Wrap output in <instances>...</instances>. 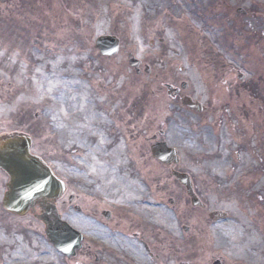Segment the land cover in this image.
<instances>
[{
	"label": "rangeland",
	"instance_id": "374dc122",
	"mask_svg": "<svg viewBox=\"0 0 264 264\" xmlns=\"http://www.w3.org/2000/svg\"><path fill=\"white\" fill-rule=\"evenodd\" d=\"M30 4H36L38 17L30 16ZM45 7L50 10L48 18L38 13ZM239 7L247 13L239 12ZM103 33L120 37V54L108 58L98 53L95 39ZM129 52L152 67L151 75L136 74L128 63ZM7 57L16 78L7 74L10 69L1 61ZM0 61V128L31 135L33 152L66 184L59 198L50 199L61 219L67 220L64 207L78 212L103 235L144 251L150 264H197L192 251L200 236L206 243L230 249L232 256H244L243 262L212 257L205 264H264V143L256 141L257 130H264V0H0ZM80 64L83 69L76 67ZM38 67L79 86L52 108L54 96L63 89L55 84L46 102L37 105L34 74ZM239 72L245 74L244 81L238 79ZM182 82L188 83L182 95L200 101L206 110H191L180 97L167 93L165 83L180 86ZM154 94L167 104L159 122L149 111ZM83 97L90 110L79 107ZM47 109L66 118L64 132L44 114ZM80 128L104 141L100 154L94 147L97 139L88 138L87 151L93 158L103 157L121 178L140 184L129 209L126 204L121 209L115 205L126 182L117 185L109 178L100 179L97 189L91 185L96 176L87 167L94 171L95 165L85 162V168L74 161L79 156L72 149L79 145L72 144L68 133ZM140 130L159 139H163L160 131H165L179 161L160 162L151 149L144 161L139 159L138 148L127 134ZM123 138L127 142L116 150ZM149 163L166 174L155 185ZM77 168L80 178L70 175ZM173 171L190 176L204 207L192 205ZM6 183L0 171V234L6 236L0 244V264H8L13 252L21 250L33 260L45 249L53 252L55 264H139L127 250L87 234L82 235L76 255L66 256L50 242L40 219L41 206L24 216L3 207ZM145 204L166 210L167 219L150 216ZM78 206L89 213L82 214ZM214 211L228 215L211 219ZM218 221H224V228L233 227V234H226Z\"/></svg>",
	"mask_w": 264,
	"mask_h": 264
},
{
	"label": "bare ground",
	"instance_id": "6f19581e",
	"mask_svg": "<svg viewBox=\"0 0 264 264\" xmlns=\"http://www.w3.org/2000/svg\"><path fill=\"white\" fill-rule=\"evenodd\" d=\"M31 1V0H30ZM36 4H30V10L32 11V17H38L36 13H34V7ZM40 73V78L38 80L39 83V94L37 95V102L39 104H42L46 101V98L48 94L52 91V88L55 84H61L62 86H65L66 89L64 91H61L59 95L54 96V102L51 103L52 108L56 106L57 104L65 102L66 97V90H73L74 86L71 82H66L65 84L61 83V79L59 76H50V73L47 70H38ZM154 99L149 100V111L154 114V117L158 119V122L161 121L165 117V107L166 104L164 103L162 97L160 95L154 94ZM75 105H77L75 103ZM79 107L86 111L89 108L88 104L80 101ZM156 113V116H155ZM44 114L46 116H49L52 118L53 124L56 126V129L60 132H64L66 130V126L68 123L62 119V116L59 115V113L53 112L52 109H47L44 111ZM64 117H69L67 114L64 115ZM87 134L85 137H83V134ZM93 132H89V129L84 130L82 128L80 129H71L68 133V138L71 140L72 144H78L79 147L77 149H72L73 155H78V159H74L75 162L79 164H85V162H92L95 165V170L93 171L89 166H87L90 169V174L95 175L96 177L94 179L97 180V182H94V184H97L99 186L102 185V182L100 179H103L105 182V179L109 178L113 184L120 185L122 183V180L127 183L126 189L123 190V194L120 198L117 199L115 205L118 209L123 208V204H126L125 209H129L131 204L135 202L134 193L138 189L137 185L135 183H129L125 177H122L117 173L118 171L115 170V168H110L108 163H104L103 157L100 159H95L92 157V151H87L89 149V146H91V143H89L88 136L94 137ZM131 138L133 139L134 143L136 144L138 148V152L141 158H146V148L148 145L152 143L151 134L149 132H144L142 130L140 131H132ZM103 144L102 139L99 138L97 142L95 143V147L100 146ZM125 142L124 140L119 142L116 145V150H119L122 146H124ZM100 150L102 148H99ZM103 154L102 152H100ZM84 166V165H82ZM85 167V166H84ZM86 168V167H85ZM147 168L149 172L151 173V177L153 178V184L155 185L159 180L162 178L164 174V169L160 167H153L149 164H147ZM70 175L75 178H80L82 176V172L77 168L73 169L70 172ZM83 177H85L83 175ZM163 181L165 182L166 179L163 178ZM262 181H260L261 183ZM93 183V181H92ZM92 185V184H91ZM97 186V188H99ZM83 195L86 196H98L95 192L91 191L86 193V191H82ZM91 193V194H88ZM133 198V199H132ZM132 199V200H131ZM48 203V199L45 200ZM41 201L39 200L38 203ZM144 208H146V211L149 212L151 216H154L155 218H161L165 217L167 219L168 212L166 210L160 211L156 207H152L150 205H144ZM63 212L67 215V222L70 226H72L74 229H76L81 234H87L94 235L97 239L103 240L104 243L108 244L109 246L116 248L120 251L127 250L133 257L138 261L139 264H150L147 255L144 251L141 249H136V247H130L125 245L122 240H120L117 237H110L109 235L105 234L103 235V230L97 227V225H93L91 221L86 219L84 216L80 215L78 212L70 213L67 211V209L64 207ZM77 210L79 212L83 213H89V209L83 206H78ZM122 211V210H120ZM217 224H220V227L225 229L226 234H233V227H227L224 228V221H219ZM6 236L4 234H0V244H2L5 240ZM202 237L200 236L199 241L195 247V249L192 251L194 253L197 263L198 264H205L206 261H208L212 257H219V258H231L234 260H239L240 262H243L244 256L241 255H230V249L225 250L222 246L215 245L213 242L206 243L205 241L201 240ZM123 243V244H121ZM131 245V244H130ZM132 246V245H131ZM8 264H55L54 255L51 250L40 253L38 258H33V260L28 257L25 253H23L21 250L14 252L9 261Z\"/></svg>",
	"mask_w": 264,
	"mask_h": 264
},
{
	"label": "water",
	"instance_id": "95a60500",
	"mask_svg": "<svg viewBox=\"0 0 264 264\" xmlns=\"http://www.w3.org/2000/svg\"><path fill=\"white\" fill-rule=\"evenodd\" d=\"M117 43V39L110 36L100 37L97 41L102 52L108 54L117 51ZM188 104L194 107L191 102ZM29 148L30 141L22 137L7 139L0 145V167L8 172L12 180L4 204L8 209L17 212L28 210L38 193L47 196H57L59 193V184L54 181L42 162L29 154ZM56 220L61 228V234L54 236L50 233L52 240L68 255L74 254L75 249L80 247V235L59 217H56Z\"/></svg>",
	"mask_w": 264,
	"mask_h": 264
}]
</instances>
